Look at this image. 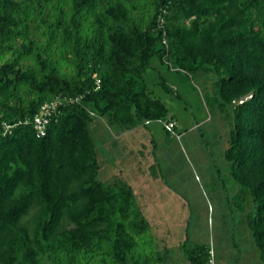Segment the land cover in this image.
Instances as JSON below:
<instances>
[{
  "label": "trees",
  "instance_id": "16d2710c",
  "mask_svg": "<svg viewBox=\"0 0 264 264\" xmlns=\"http://www.w3.org/2000/svg\"><path fill=\"white\" fill-rule=\"evenodd\" d=\"M155 56L215 74L219 109L234 107L225 159L264 264V0H0V125L15 126L0 128V264H152L134 188L99 178L95 137L99 120L117 137L160 120L171 134L145 79ZM57 98L78 101L39 138L32 120ZM185 257L211 264L212 249Z\"/></svg>",
  "mask_w": 264,
  "mask_h": 264
},
{
  "label": "rangeland",
  "instance_id": "374dc122",
  "mask_svg": "<svg viewBox=\"0 0 264 264\" xmlns=\"http://www.w3.org/2000/svg\"><path fill=\"white\" fill-rule=\"evenodd\" d=\"M145 79L152 95L167 107V118L176 121L180 138L167 134L162 120L139 127L134 139H117L99 120L96 132L102 141L95 138L99 178L107 185L119 178L134 188L135 201L150 224L139 242L153 257L151 263L189 264L186 250L206 244L213 264H263L247 224L254 204L237 196L240 186L225 159L234 107L227 106L224 113L219 109L218 77L202 72L188 76L155 56Z\"/></svg>",
  "mask_w": 264,
  "mask_h": 264
},
{
  "label": "built area",
  "instance_id": "2783aa9c",
  "mask_svg": "<svg viewBox=\"0 0 264 264\" xmlns=\"http://www.w3.org/2000/svg\"><path fill=\"white\" fill-rule=\"evenodd\" d=\"M76 101H78V99L57 98L54 101L45 103L43 106H41L38 113L35 115V117L32 120V125L34 126V129L36 131V135L39 138L45 137L47 134V128L51 122V119L53 115L56 114L59 107L66 104L67 102L73 103ZM14 127H15L14 125H10L5 122L0 125V128L5 134L10 133ZM175 127H176L175 122H170V123L165 124V128L167 129L168 132H170L173 136L180 138V135H178L175 132ZM210 263L213 264V260H211Z\"/></svg>",
  "mask_w": 264,
  "mask_h": 264
},
{
  "label": "crops",
  "instance_id": "0c3cea01",
  "mask_svg": "<svg viewBox=\"0 0 264 264\" xmlns=\"http://www.w3.org/2000/svg\"><path fill=\"white\" fill-rule=\"evenodd\" d=\"M140 129V128H139ZM138 128L137 129H135V130H133V131H130V132H127V133H125V134H122V135H120V136H118L117 137V139H119V138H121V137H123V138H127V137H132V139H134L135 138V132L137 131V130H139ZM117 139H115V140H117ZM136 140V139H135ZM107 144H109V142L107 141ZM115 144V143H114ZM106 145V144H105Z\"/></svg>",
  "mask_w": 264,
  "mask_h": 264
}]
</instances>
